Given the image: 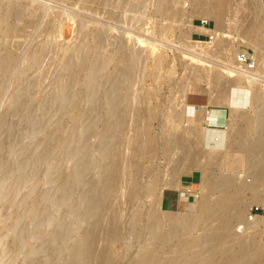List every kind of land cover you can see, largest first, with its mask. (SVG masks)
Segmentation results:
<instances>
[{
  "label": "rangeland",
  "instance_id": "rangeland-1",
  "mask_svg": "<svg viewBox=\"0 0 264 264\" xmlns=\"http://www.w3.org/2000/svg\"><path fill=\"white\" fill-rule=\"evenodd\" d=\"M195 5L196 0H0V264H81L88 245L97 253L88 264H136L157 246L164 250L157 251L161 259L175 254L176 264H185L189 252L179 251L205 234L206 222L189 225L177 242H160L154 233L169 229L167 215L190 220L203 201L214 202L222 191L207 189L203 163H180L176 144L184 131L200 132L195 151L202 160L215 156L214 176H230L234 186H241V218L232 222L230 238L249 239L246 245L229 241L226 247H245L252 264L264 261V218L254 221L255 232H246V225L237 229L249 206L264 202L250 189L251 165L264 162V153L254 149L247 166L243 148L264 128L255 120L264 108V72L231 67L239 49L254 54L257 63L262 44L248 42L243 30L254 17L264 38V17L258 0L249 8L245 0H224L219 22ZM220 34L222 49L231 54L228 64L206 49ZM211 70H229L243 79L219 85L228 93L222 96L204 77ZM241 71L246 72L241 76ZM191 81L205 83L218 97L211 94L214 104L227 110V129H219L222 141V134L200 122L203 112L195 113L200 103L189 104L185 89ZM232 88H238L232 91L238 101L229 107ZM117 110L125 114L127 127L118 164L108 153L115 138L113 118L123 116ZM136 117L148 123L155 150L135 161L129 158ZM231 126L239 129L234 138L228 135ZM114 169L119 186L99 196L104 176ZM132 181L136 194L129 199ZM112 214L119 218L118 234L105 239ZM105 251L107 260L101 257Z\"/></svg>",
  "mask_w": 264,
  "mask_h": 264
},
{
  "label": "bare ground",
  "instance_id": "bare-ground-1",
  "mask_svg": "<svg viewBox=\"0 0 264 264\" xmlns=\"http://www.w3.org/2000/svg\"><path fill=\"white\" fill-rule=\"evenodd\" d=\"M251 1L252 0H245V6L247 8H249V5H250ZM258 1H259V5H260V8H261L262 14H263L261 0H258ZM195 7H196V9L198 11L210 12L215 17L216 22H219L220 21V13H221L222 8L224 7V0H196ZM263 17H264V14H263ZM198 29H200V28H198ZM203 29L205 30V28H203ZM219 29L224 30L223 28H219ZM215 30L217 31V29H215ZM243 32H244L243 37H245L248 40V42H250L251 44H254L255 46L258 45V44H260V46H261V44H262V46H261L262 47L261 48L262 51L259 49L260 51L258 52L259 53L258 54V58L256 57L257 58L256 59L257 63L255 61V57H254L255 55L254 54H253V59H254V66H255V70L254 71L256 73L258 71L259 72H264V43H262V42H264V38L262 37L263 35L261 33L259 24L257 23V21L255 20L254 17L252 19H250L249 22L246 24V27L244 28ZM215 33L217 34V32H215ZM220 33H222V32H220ZM223 35L220 34L219 38H217V36H216L215 37L216 38V40H215L216 44H214L215 42H213V44L210 45L206 49L208 50V52L216 53L221 58L220 59L221 62L224 60L223 62L225 63V59L227 60V58H229V54L230 53H228L225 49H222V47H221V42L225 41ZM236 53L234 54V58H235ZM256 55H257V53H256ZM129 59H132V58H129ZM211 67H213V66L211 65ZM231 67H232V69L235 72H238V71L242 70V69L238 68L236 65H233V64H231ZM215 69H216V67H215ZM245 70L248 71L247 69H245ZM254 71H252V72H254ZM115 72H117V71H115ZM225 72H226V74L219 72V70H215V71L211 70L209 72L206 71L204 73L205 79L206 80H210L209 82H212V84H211L212 86H210V88L212 90H214L215 88L216 89L219 88V85L227 86L228 84H230L232 82H238V81H240L239 79H243L242 77L239 78L240 76L239 77L237 76L239 78V79H237V77H234L235 73L230 74L229 70H227ZM242 72L243 71H241L239 74H241ZM245 72H243V73H245ZM249 72H251V70ZM236 74L239 75L238 73H236ZM241 76H242V74H241ZM221 81H223V82H221ZM250 81H248V82H250ZM218 82H219V84H217ZM225 89L226 88H222V87L219 88L220 94L222 96L225 95V94H228V93H223V91H225ZM236 89L238 90V88H236ZM236 89L232 88V90H231L230 94H232V95H230V96H231L232 99L230 98V100H231V103L229 104L230 107H233V105H235L237 103V101H238L237 98L235 97V94L233 96V93H232V91L234 92V90L236 91ZM213 96L215 97V95H213ZM218 96L221 98L220 95H218ZM215 98H217V101H218V97H215ZM215 98L213 100V97H211V99L213 101H216ZM224 98L225 99L228 98V100H229V97H227V96H225ZM220 101H223V100H220ZM227 102H230V101H227ZM190 106L191 105H189L188 107H190ZM198 109L196 110L197 112H195L197 116H198V113H199ZM231 110L232 111H230V115H231V118L234 119L235 115L233 113V108H231ZM117 111H119V110H117ZM119 112L120 113H118V114H121V115L124 114V113H121V111H119ZM199 114H201V113H199ZM261 114L262 115H260V116H258V115L255 116V120H256V118L258 120L260 119V121L262 122L263 127H264V108L262 109ZM124 115L121 116V118H117V119H116V116H114L115 117V118H113V120H114L113 123L114 124L113 123L109 124V125L113 124V125H111L112 126L111 128H113L115 130H113L114 132L112 130L111 131L113 132V134L115 133L114 134L115 138H113L114 140L112 139L113 142L110 139L111 142H112V143L110 142L111 149H109V148L108 149L111 150V151H109L108 153L111 154V152H112L113 153L112 155L116 156V157L114 156L115 160L113 161V162H116V164H118V162H120V161L123 163V161H122V152L124 150L122 151V149L124 148V146H125V144L127 142V134H126V131H125V129L127 127L126 128L124 127V119H125ZM203 115L204 114H202V116ZM120 116L118 115L117 117H120ZM127 116H128V114H127ZM139 116L140 115H138V117ZM200 116L201 115H199L198 118L202 119L201 118L202 116L201 117ZM138 117H136L135 122H133V123H135L134 124V128H135V131H136L137 134L136 133L134 134L135 135L134 139L133 138L130 139V140H132V142H131L132 150L130 148V151H132V154H131L129 159H134L135 161L137 160V158L141 154H145V153L150 154V153H153L154 150H155L151 132H150L149 128L146 126L148 123L147 124H145L144 122L141 123V120L143 119V117H140V118H138ZM144 120L145 121L147 120V115H146ZM247 120L249 121L250 118H248ZM193 123H198V122L193 121ZM139 125H141V127H142L141 129L139 128L140 127ZM137 128L139 129L138 131L136 130ZM195 128L193 130H196ZM202 128L204 129V125L202 126ZM225 129H227L226 125H225ZM207 130L209 131V129H207ZM216 130H217L216 133L219 132V136H220V134L223 133V132L222 133H220V132L224 131L222 129H221V131L219 129H216ZM130 131H132V130H130ZM238 131H239V129H234L231 126L230 127V132H229L228 135L231 136V138H234V137L238 136ZM191 132L192 131H189V132H185L184 131L183 133L180 134L181 137H180V135L178 136L180 138L179 139L180 141L178 140V142L176 144L177 145L176 148L178 149V147H179L180 148L179 150L181 152V157H180L181 160H179V161H180V163H181V161L182 162L185 161V162H188L189 164L196 163L198 165L203 163V165H205V169L207 171V176H206L207 189L209 191L213 190V189H220L222 191L221 192L222 194L214 202H208L206 200L203 201L202 204L200 205V208H199V210L201 209L200 213H198L199 215H196L194 218H191L190 220L188 218H180V217H177V216L175 217L173 215H167V217H169V222H170L169 229L167 231L161 232L159 234L158 233H154V235H155L154 238L158 239L160 242H162V240H163V243L166 242L167 240H171V241H174V242L176 241L177 242L179 240V238H180V235L182 234V231L185 230L189 225H192L193 223H201V222L203 223V221H204V222H206V224H205V226H202L201 228H202V230L204 231L205 234L200 236V237L190 239L189 241H187L186 243H184L182 245V247H181V249L179 251V252H182V253L186 252V251L189 252V253H187L188 254V258H187L185 264H237V263L252 264L251 263V258H250V254L251 253H250L249 250H244L245 247H242L241 250L239 249L238 251H233V250L229 249V247L228 248L226 247V243H228L229 241L239 243L241 246H243V245H246V243H248L246 241H248L247 239H249V235L240 236L238 234L235 235L233 238H230V233L232 231V222L235 219L241 218V212H242L241 206L243 205V201H244L241 198V196H240V191L239 190H240L241 186H240V184L238 186H234L233 185V181H232L233 179H231L230 176L229 177L226 176V175L214 176V174L212 173L211 166H213V164H216V162L214 161L215 156L211 154L209 156H206L208 159H206V157H204V159L202 160L201 156L197 155L198 153L195 151V138L198 141V135L197 134L200 133V132H197L196 134L195 133H191ZM211 132H213V130H211ZM113 134L111 133V135L114 137ZM111 135H110V137H112ZM208 135H209V132H208ZM201 136H203L204 139L206 138V136L204 134H202ZM221 136L222 137H220L221 138L220 141H222V139H223V134ZM171 140H170V144H172L174 146V144L172 142L173 140L172 141ZM231 143H229V144H231ZM233 143L238 145L239 144V140L235 138V139H233ZM196 144H197V142H196ZM238 146L241 147V145H238ZM243 148L246 149L247 158L249 160V162L247 161L248 163H246V164H248L247 166H250V164H252L251 163L252 161H250L252 155L250 156V154H251V152L254 149H260L264 153V128H263L262 131H260V134L258 133V136H257V138L255 139V141L253 143H249V144L246 145V147L243 146ZM251 166L252 167L254 166L253 168H255L254 169L255 170V174H254L255 178H253V184L251 185L250 189H252V188L254 189L253 196H256L257 198H260V197L264 196V162H262L261 164L259 163L258 166L255 165V164H253ZM257 167L259 168L260 171L257 170ZM114 170L115 171H112L111 173H107V175L104 176V180L102 179L103 182L100 184V187H99V196L103 197L105 195H109L112 192V190L116 188V186H119L121 177L119 178V171L116 170V169H114ZM129 175H130V173H129ZM120 176H122V175H120ZM132 180H134V178H132ZM130 182L131 181H129V183ZM132 184H133V181H132ZM259 184H262V185L259 186ZM129 185H130V187H129L130 191H129L128 198L130 199V198H133L135 196V194H136V189L135 188L136 187L134 186V184L132 185L133 187H131V184H129ZM154 186L155 185H152L151 188L149 187L150 188L149 190L154 188ZM106 212H107V210H106ZM117 216L119 217L120 215H117ZM103 217H104V215H103ZM156 218H157V220H156ZM158 218H159L158 216H154L153 217V219H155L157 222L160 220V218L159 219ZM103 219H105V218H103ZM111 219H112V223L110 224V228L108 230V231L111 230V234L109 233L110 235L108 234L105 239H112V238L115 237V234H118V233H116L115 230L117 229V222H118L117 220L119 218L117 219L116 215L112 214ZM106 223H105V225H106ZM252 223H250V224H252ZM197 225H199V224H197ZM255 225H256L255 222H254V226L246 224L247 228H246L245 231L246 232H255V231H257L256 230L257 228H256ZM155 231L158 232L157 230H155ZM180 232H181V234H180ZM100 235L101 234H99V236ZM96 236H98L97 233H96ZM90 246L91 245L83 247L82 254L86 257L87 261H83V263H81V264H88V262L90 263L92 261V259H95V257L97 256L96 250H94ZM222 248H225L226 250H222ZM159 250L164 251V250H162V246H159V247L157 246V249H155V250L146 251L142 255V257L136 261V264H176L177 261H176V257L174 256L175 254L171 255L169 257H164V258L161 259L160 256L157 254L159 252ZM171 251L173 252V250H171ZM174 252H176V251H174ZM179 252L177 254H179ZM234 252H238L237 255L234 254ZM78 253H79V251H78ZM225 253L227 254V256H223V255H226ZM101 257L104 260H107L108 257H109L108 251L103 252L101 254ZM255 264H264V261L260 260V259H257Z\"/></svg>",
  "mask_w": 264,
  "mask_h": 264
},
{
  "label": "crops",
  "instance_id": "crops-1",
  "mask_svg": "<svg viewBox=\"0 0 264 264\" xmlns=\"http://www.w3.org/2000/svg\"><path fill=\"white\" fill-rule=\"evenodd\" d=\"M261 5L264 14V0H261ZM191 87L196 89L190 90ZM185 95L189 100V104L194 105L195 103H200L201 105H208L214 110L210 116L209 123L205 125V128L209 130L221 129V125H224L228 118L226 117L227 110L225 108L217 107L216 104H214L215 101L211 99V93L205 83L199 81L189 82L186 86ZM202 122L205 124L204 120H202L201 123Z\"/></svg>",
  "mask_w": 264,
  "mask_h": 264
},
{
  "label": "built area",
  "instance_id": "built-area-1",
  "mask_svg": "<svg viewBox=\"0 0 264 264\" xmlns=\"http://www.w3.org/2000/svg\"><path fill=\"white\" fill-rule=\"evenodd\" d=\"M210 38H212L209 35ZM235 63L238 68L245 70L251 69L254 67V59L253 55L249 53L247 50L239 49L235 55L234 59ZM198 110H201L204 114V121L205 125L209 123L210 116L213 113L212 107L208 105H196L195 106ZM204 107V108H203ZM221 127L225 128V125H221ZM196 195V194H195ZM258 218H264V202L263 203H252L248 210L246 211L244 220L242 223L237 225L238 230H242L246 224L252 223L254 220Z\"/></svg>",
  "mask_w": 264,
  "mask_h": 264
}]
</instances>
